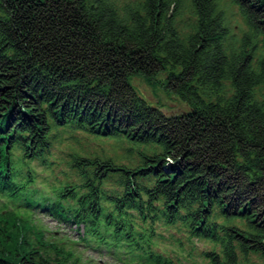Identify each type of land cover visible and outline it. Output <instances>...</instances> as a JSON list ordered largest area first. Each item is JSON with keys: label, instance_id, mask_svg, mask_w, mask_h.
Returning a JSON list of instances; mask_svg holds the SVG:
<instances>
[{"label": "trees", "instance_id": "trees-1", "mask_svg": "<svg viewBox=\"0 0 264 264\" xmlns=\"http://www.w3.org/2000/svg\"><path fill=\"white\" fill-rule=\"evenodd\" d=\"M229 1L247 25L238 47L220 0H0V186L15 185L1 171L6 164L17 174L14 148L42 156L54 127L126 140L151 152H139L136 165L79 163L95 166L98 178L121 177L123 196L106 197L117 211L137 205L143 214L162 203L170 222L221 244L207 254L211 264H239L241 253L264 258V0ZM183 10L186 30L178 26ZM254 40L263 43L259 57ZM162 72L189 111L151 106L129 80ZM84 187L87 210L102 192L89 172ZM25 227H1L0 264H79Z\"/></svg>", "mask_w": 264, "mask_h": 264}, {"label": "rangeland", "instance_id": "rangeland-1", "mask_svg": "<svg viewBox=\"0 0 264 264\" xmlns=\"http://www.w3.org/2000/svg\"><path fill=\"white\" fill-rule=\"evenodd\" d=\"M115 1L118 6L123 7L137 0ZM220 4L226 10V24L231 30L229 42L238 47L240 38L247 30V25L236 5L229 0H220ZM182 14L178 26L181 30H186L185 24H189L190 15L186 10H183ZM254 45H256L254 50L260 46L258 48L259 57L263 52V43L258 45V41L254 40L253 47ZM254 66L257 67L256 64ZM129 80L136 92L151 106L158 107L167 114H181L189 111V105L180 96L167 89L165 73H159L152 79L143 75H132ZM230 86V82L225 83L224 95L231 93L232 87ZM50 141V148L41 157L28 160L21 166L23 174L31 171L39 180L46 183L48 187L46 192L50 190L51 186H59L67 181L80 187L86 182L87 175L83 174V171H88L95 186L99 184L98 188L104 194L122 195L125 189L120 184L119 177L109 176L102 180H96L92 173L93 168L79 167L77 160L80 158H112L119 164L136 165L140 161L139 152L147 150L151 152L150 148L144 145L136 146L126 140L119 141L114 138L93 135L70 127H54ZM14 152L17 158L22 159L23 152L20 149L16 148ZM139 181L147 186H153V181L147 178H140ZM81 190L84 192L87 189ZM67 204L74 205L75 203L67 201ZM102 205L106 211L113 210V204L109 202L102 201ZM155 205L159 209L162 208L160 203L156 202ZM137 213V211H129L124 218L129 223H133V232L143 250H151L152 253L160 254L173 264H210L206 253L212 250H221L220 244L208 239L194 237L180 220L173 224H167L166 218L158 212L159 218H148L143 221ZM218 221L223 222V219L220 218ZM45 226L49 227L46 224ZM88 252L92 254V252ZM88 252L85 253V258H87ZM83 264L97 263L83 261ZM239 264H264V258L252 252L248 255L241 253Z\"/></svg>", "mask_w": 264, "mask_h": 264}]
</instances>
